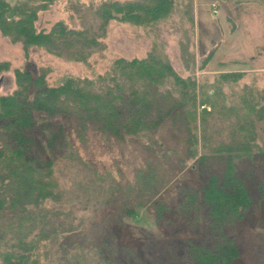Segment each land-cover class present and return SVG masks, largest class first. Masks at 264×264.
Listing matches in <instances>:
<instances>
[{"label": "rangeland", "instance_id": "374dc122", "mask_svg": "<svg viewBox=\"0 0 264 264\" xmlns=\"http://www.w3.org/2000/svg\"><path fill=\"white\" fill-rule=\"evenodd\" d=\"M109 1L126 0H55L49 9L39 13L37 25L40 29L49 30L60 20L76 29L95 26L101 46L90 56L88 63L65 60L37 47L26 55L21 42H12L0 31V62L10 65L9 69L0 70V94L15 89L14 70L26 65L50 68L47 80L55 85L68 75L92 78L103 74L118 57L143 58L155 51L166 56L182 76L195 72L200 84L196 130L200 148L203 144L214 146L227 139V130L222 132L210 127L204 131L201 115L205 109L201 104H211L201 102V93L216 91L212 83L221 73L239 70H246L241 80L222 86V103L229 106L235 102L228 97L233 91L241 92L251 86L264 89V69L260 68L264 60L259 59V43L264 40V21L260 17L263 4L247 6L250 17L259 8L254 25L249 27L248 20L243 17L234 19L236 22L228 21L225 18L227 12L220 4L222 0H218L216 7L202 6L204 0H173L172 10L151 23L111 19L102 28L99 23L102 25L103 21L95 12ZM139 1L147 3L146 0ZM213 11L221 13L214 18ZM227 11L230 13L228 8ZM236 27L252 33L247 37L240 32L235 37L230 36V31ZM221 40L227 43L220 44ZM229 41H234V47L227 45ZM217 42L219 52L201 69L202 57ZM243 48L250 49L257 59H245L241 53ZM222 54L231 56L223 57ZM214 110L211 106L208 111ZM209 120L210 116L205 118L206 122ZM180 126L185 127L183 133L169 123L164 124L157 131L158 141L153 144H150L152 140L138 136L120 142L93 128H89L83 138L73 132V147L86 164L62 160L55 177L64 189V195L57 200H47L46 205L68 213L67 217L59 214L57 220L65 219L75 229L58 232L55 244L54 240L42 238L35 250L40 264H96L107 259L115 264H191L187 250L192 245L221 244V235L233 240L239 249L235 264H264V195L260 193L262 186L264 189V154L256 151L253 158L238 160V177L250 191L253 203L242 218L223 221V233H216L209 206L200 203L199 197L213 173H222L224 162L220 160L221 156L213 155L200 169L192 170L195 158L187 151L192 139L187 135L188 127ZM136 169L144 173L156 171L161 183L160 193L154 198L149 195L153 196V192L146 187V179L143 182L134 180ZM78 187L82 189L77 190ZM193 189L198 201L191 204ZM129 207L135 208L138 216L128 214ZM137 224H141L143 230Z\"/></svg>", "mask_w": 264, "mask_h": 264}, {"label": "trees", "instance_id": "16d2710c", "mask_svg": "<svg viewBox=\"0 0 264 264\" xmlns=\"http://www.w3.org/2000/svg\"><path fill=\"white\" fill-rule=\"evenodd\" d=\"M54 1L0 0V31L12 42H21L26 55L37 47L65 60L88 63L101 46L95 26L76 29L60 20L49 30L38 28L39 13L49 9ZM146 2L103 3L95 12L103 21L99 26L103 28L111 19L151 23L170 12L173 6V0ZM217 49L218 44H215L205 53L201 69L210 63ZM9 66L8 62H0V70ZM50 72V68L29 65L16 68L15 89L0 94L2 264H40L35 250L42 238L54 240L55 244L58 232L75 229L67 220H57L59 214L67 217L68 213L48 207L46 201L64 195L55 177L62 160L86 164L73 147L72 133L77 132L83 138L89 128L120 142L138 136L152 140L150 144H153L158 141L157 131L164 124L169 123L182 133L185 127L180 124H184L192 139L187 146L188 154L195 158L192 170L200 169L213 155L221 156L224 162L222 173H213L199 197L200 203L209 206L211 222L216 225L214 232L222 234L223 221L240 219L251 207L253 197L238 177L237 162L240 158H253L256 151L264 154V89L251 86L241 92L233 91L228 96L235 100L232 105L221 102L222 86L237 83L244 77V71L221 73L212 83L216 91L201 93V102H208L215 109L213 112L203 110L204 131L211 127L229 132L227 139L214 146L203 144L201 148L196 135L199 83L195 72L182 76L166 56L151 51L143 58L118 57L103 74L92 78L68 75L55 85L47 80ZM209 116L211 121L206 122ZM158 178L156 171L135 170L134 180L146 179L145 185L153 196L145 192L152 198L160 193ZM80 189L82 187L77 190ZM260 193L264 195L263 186ZM193 194L191 204L198 201L194 189ZM75 196L79 197L78 193ZM140 200L143 202V196ZM127 213L138 216L135 208L129 207ZM137 225L143 230L141 224ZM221 237L223 242L215 246L192 245L187 250L191 264H235L238 247L233 240ZM59 251L60 247L56 249L57 253ZM96 264L115 263L107 259Z\"/></svg>", "mask_w": 264, "mask_h": 264}, {"label": "crops", "instance_id": "0c3cea01", "mask_svg": "<svg viewBox=\"0 0 264 264\" xmlns=\"http://www.w3.org/2000/svg\"><path fill=\"white\" fill-rule=\"evenodd\" d=\"M217 3H218V0H211V1H209V0L205 1L204 0L203 2H201V5L202 6L216 7V6H213V4L216 5ZM230 3L231 4H229V0L220 1V4H222L223 9L227 12V13H225V16H226L225 18H227L228 21L232 22V21H234V19L237 21V20H239L240 18L243 17L242 19H247L248 20L247 27L254 25V23H253L254 16H257L256 13L258 12L259 8L255 9V12L253 13L254 15H251V17H250V12H249L250 8H248L247 6L256 5V4H258L259 6L263 4V6L261 7V16L260 17L262 18V21H264V0H230ZM230 5H232V6H230ZM227 8L230 10V13H228ZM235 10H237V11H235ZM219 13H221V11H219ZM219 13H218V11H213V12H211V15L212 14H213V16L215 15L214 18H217V15ZM242 14H244V15H242ZM236 21H234V22H236ZM235 26L236 25H234V27ZM239 32L246 34V37H247V34L250 35L252 33L251 32L249 34V33L245 32V31L242 32V31L238 30V28L236 27L232 31H230V33H231L230 36H234L235 37V35H237ZM262 34H264V32H262ZM224 42L227 43V41H224V40H221L219 43L223 44ZM233 43H234V41H233ZM233 43H231V41H229L227 45H229L230 47H234L232 45ZM215 44H218V42L215 43ZM259 44H260V46L258 45L259 46V54H260L259 59L264 60V40H262ZM218 49H217L216 54L219 52ZM241 53L244 54V56H245L244 58L245 59H250V60H254V61L257 59L256 55H254V53L250 49L243 48V49H241ZM222 55H223V57L231 56L230 54H222ZM260 68L264 69V64ZM252 70H256V69H252ZM229 71H231V70H229ZM239 71L246 72V70H239Z\"/></svg>", "mask_w": 264, "mask_h": 264}, {"label": "built area", "instance_id": "2783aa9c", "mask_svg": "<svg viewBox=\"0 0 264 264\" xmlns=\"http://www.w3.org/2000/svg\"><path fill=\"white\" fill-rule=\"evenodd\" d=\"M201 107H202V108H206V109H208V110L211 109L210 106H208V105H206V104L202 105Z\"/></svg>", "mask_w": 264, "mask_h": 264}]
</instances>
